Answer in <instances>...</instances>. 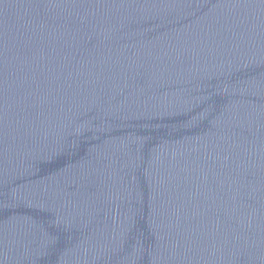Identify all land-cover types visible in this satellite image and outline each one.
<instances>
[{
	"label": "water",
	"instance_id": "water-1",
	"mask_svg": "<svg viewBox=\"0 0 264 264\" xmlns=\"http://www.w3.org/2000/svg\"><path fill=\"white\" fill-rule=\"evenodd\" d=\"M0 264H264V0H0Z\"/></svg>",
	"mask_w": 264,
	"mask_h": 264
}]
</instances>
